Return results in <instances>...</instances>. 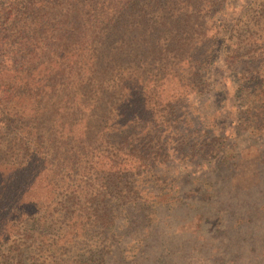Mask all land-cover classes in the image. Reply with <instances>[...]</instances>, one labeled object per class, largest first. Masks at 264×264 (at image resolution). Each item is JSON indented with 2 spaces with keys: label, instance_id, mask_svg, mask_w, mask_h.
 <instances>
[{
  "label": "trees",
  "instance_id": "16d2710c",
  "mask_svg": "<svg viewBox=\"0 0 264 264\" xmlns=\"http://www.w3.org/2000/svg\"><path fill=\"white\" fill-rule=\"evenodd\" d=\"M242 1L0 0V264H113L190 176L217 195L237 132L264 140V0ZM219 69L234 131L191 100Z\"/></svg>",
  "mask_w": 264,
  "mask_h": 264
},
{
  "label": "rangeland",
  "instance_id": "374dc122",
  "mask_svg": "<svg viewBox=\"0 0 264 264\" xmlns=\"http://www.w3.org/2000/svg\"><path fill=\"white\" fill-rule=\"evenodd\" d=\"M244 3L240 0L238 6H228L222 18L227 14L235 17ZM223 76L225 72L217 70L212 77L216 90L191 100L201 112L200 123L217 118L220 123L227 122L219 126L227 132L238 124L240 103L227 95L232 88ZM220 100L224 105H219ZM237 137L233 143L239 156L232 161L234 165L218 175L205 172L211 175L207 182L217 195L193 197L195 189L208 185H193L195 176H190L183 201L159 210L158 224L143 247L144 253L131 252V248L138 249L132 231L115 250L113 264H264V140L240 132ZM222 157L213 159L210 166H216Z\"/></svg>",
  "mask_w": 264,
  "mask_h": 264
}]
</instances>
